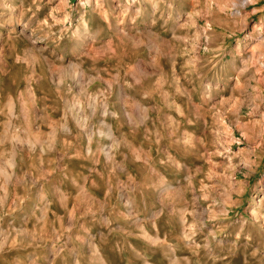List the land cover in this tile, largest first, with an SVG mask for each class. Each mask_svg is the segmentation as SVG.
Masks as SVG:
<instances>
[{
  "label": "rangeland",
  "instance_id": "1",
  "mask_svg": "<svg viewBox=\"0 0 264 264\" xmlns=\"http://www.w3.org/2000/svg\"><path fill=\"white\" fill-rule=\"evenodd\" d=\"M240 2L0 0V264H264Z\"/></svg>",
  "mask_w": 264,
  "mask_h": 264
},
{
  "label": "bare ground",
  "instance_id": "2",
  "mask_svg": "<svg viewBox=\"0 0 264 264\" xmlns=\"http://www.w3.org/2000/svg\"><path fill=\"white\" fill-rule=\"evenodd\" d=\"M241 2L246 3V0H241ZM241 2H240V3H241ZM89 4H90V3H89ZM244 6H245V5H244ZM244 6H243V7H244ZM262 66H264V65H262ZM110 137H111V136H110ZM145 235H146V234H145ZM156 238H157V237H156Z\"/></svg>",
  "mask_w": 264,
  "mask_h": 264
}]
</instances>
